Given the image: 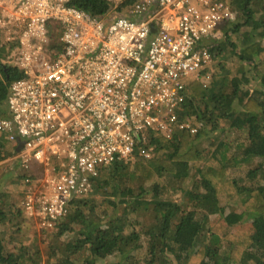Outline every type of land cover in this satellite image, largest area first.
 Returning <instances> with one entry per match:
<instances>
[{"label": "built area", "instance_id": "built-area-1", "mask_svg": "<svg viewBox=\"0 0 264 264\" xmlns=\"http://www.w3.org/2000/svg\"><path fill=\"white\" fill-rule=\"evenodd\" d=\"M235 19L228 0H135L106 18L70 0H0L1 44L23 75L9 85L0 135L4 161L27 172V224L55 228L103 166L152 157L149 131L196 134L182 118L187 84L208 86L207 44Z\"/></svg>", "mask_w": 264, "mask_h": 264}, {"label": "trees", "instance_id": "trees-1", "mask_svg": "<svg viewBox=\"0 0 264 264\" xmlns=\"http://www.w3.org/2000/svg\"><path fill=\"white\" fill-rule=\"evenodd\" d=\"M134 1L115 5L107 0H70V4L106 18L110 12L127 14ZM228 1L237 11L236 19L228 22L222 37L207 47L213 59L230 53L240 64L256 67L257 62L264 61V0ZM232 34L241 36L240 41L231 40ZM52 38L56 39V33ZM8 55L0 34V104L5 102L10 83L23 76L14 65L4 62ZM208 72L211 75L208 86L193 80L186 88L182 118L195 124L198 132L183 131L167 138L149 131L152 157L138 156L133 161L117 160L103 166L95 178L93 192L74 201L72 211L56 225L57 231L48 240L44 252L47 264L78 256L80 259H74L71 264H141V261L172 264L173 260L175 264H264V73L257 77L260 89L249 94L244 86L249 79L244 72L229 77V70L221 62L217 63L216 73L213 69ZM235 101L239 108L234 107ZM2 118H6L5 109L0 110ZM222 122H225L223 127L245 132L247 143L240 151L239 160L226 157L225 143L217 155L204 154L196 147L195 140L200 134L220 128ZM10 154L9 144L0 135V161ZM253 158L258 159L257 164L243 176L228 177L227 171L236 161ZM192 163L201 165L195 170L199 181L187 189L182 184L190 177ZM26 176L24 170L18 179L23 182ZM133 180L138 181L136 186L130 185ZM168 186L178 187L176 191L186 196L183 201L164 197ZM101 192L105 193L100 202L103 210L97 214L99 204L95 196ZM223 194L228 199L234 194L245 197L244 210L250 212L252 229L227 231V225L235 223L234 217L224 216V222H210V216L216 213L222 216L224 212L220 205ZM9 198L8 193H0V224L6 220L4 206L9 205ZM121 206L133 218L117 216ZM140 216L148 223L138 222ZM136 223L141 224L140 230L136 229ZM72 225L78 226L74 232ZM65 233L70 238L59 243L57 238ZM142 235L146 246L141 258L138 254L142 250ZM223 239L227 250L222 249ZM3 241L0 235V264H42V253L37 246L21 244L11 251L5 249Z\"/></svg>", "mask_w": 264, "mask_h": 264}, {"label": "rangeland", "instance_id": "rangeland-1", "mask_svg": "<svg viewBox=\"0 0 264 264\" xmlns=\"http://www.w3.org/2000/svg\"><path fill=\"white\" fill-rule=\"evenodd\" d=\"M234 8V7H233ZM236 14L237 11L235 10ZM124 13H113L110 12L109 15L111 16H117L122 15ZM241 34V33H240ZM240 37L236 34L231 35V40L235 42L240 41ZM264 43V40H263ZM5 63L9 64L8 57L4 61ZM221 62L225 69L229 70V77L231 76H240L239 73L244 72L245 76L248 77L249 82L244 85L245 89L248 90V93H252L254 90L260 89L257 77H259L262 73H264V61L257 62L256 67L251 65H244V63H239L236 56L225 53L223 57H216L213 59L211 69H213V72H217V63ZM234 107L239 108V103L237 101L234 102ZM5 109V103L0 104V110ZM225 122L220 123V128L210 131L208 133L200 134L199 138H196L195 144L196 147L201 150L202 153L205 154V152H208L213 155H217L220 151V147L222 143H225L228 146L226 157L228 159H232V157L240 159V151L242 147L245 146L247 143V140L245 138V132L244 131H235L232 129H228L226 127H223V124ZM6 159V157H5ZM258 162L257 158H253L249 161H236V164H234L232 167H230L227 171L228 177H240L243 176L247 169L254 167ZM201 166L199 163H192L190 168V177L188 179H185V183L182 184V186L186 185V188L189 189L195 181H199L198 175L196 174L195 170L197 167ZM24 170L18 169V167H14V169L9 167V161L4 159L0 161V193H8L10 195L9 198V205L4 206V211L6 212V220L4 223L0 224V235H2L4 239V245L6 250H15L19 245L24 244L28 246H37L39 250L42 253V264H47V259L44 256L45 248L47 246L48 240L54 235V233L57 231L55 228L49 230V231H38L35 227L32 225L27 224L25 217L21 213L20 209V203L21 199L23 197L22 195V189L23 184L21 180L18 179V175L22 174ZM26 172V171H25ZM197 181V182H198ZM138 184V181L133 180L130 182V185L136 186ZM173 186H176V184H173ZM178 188V187H177ZM177 188H173L168 186V189H166L165 193L163 194L164 197L171 198L175 201H183V199L186 197L184 193H181L180 191H176ZM105 193H96V201L99 206L96 209V213L100 214L103 210L102 205L100 204L102 198H104ZM226 194H223L220 196V205L224 208V212L221 215L219 213H216L212 216H210V222L213 221H220L224 222L223 217L226 216L228 218L234 217L237 218L235 220V223L232 225H227V231L231 233H236L239 230L243 229H252V219H250L248 211L244 210V203H245V197L240 195H233L230 199L226 197ZM72 211V210H71ZM114 214V212H110V214ZM20 214V215H19ZM116 215L121 217V219H124L127 217L130 218L131 215L128 214V211L121 206L118 211H116ZM102 216V215H101ZM133 218V217H131ZM134 220V219H133ZM147 219L143 216H140L137 221L141 222L142 225L147 224ZM136 221V220H135ZM141 224L136 223V229L140 230L142 228ZM225 224V223H224ZM209 225V223L207 224ZM73 232L78 229L77 225H72ZM54 230V231H53ZM69 234L73 235V233L70 231ZM70 236L68 233H65L60 238L58 237V241L65 242V240L69 239ZM145 241L146 239L144 236H141L140 239V253L138 254V257H143L144 250H145ZM222 249L227 250L226 244L224 239L222 240ZM80 259V256L78 257H70V258H59L58 264H71V262ZM173 260V259H172ZM176 262L173 260L172 264H175ZM142 264V261H141Z\"/></svg>", "mask_w": 264, "mask_h": 264}, {"label": "water", "instance_id": "water-1", "mask_svg": "<svg viewBox=\"0 0 264 264\" xmlns=\"http://www.w3.org/2000/svg\"><path fill=\"white\" fill-rule=\"evenodd\" d=\"M152 30H154V28L152 27ZM21 147V145L17 148V150H19V148Z\"/></svg>", "mask_w": 264, "mask_h": 264}]
</instances>
